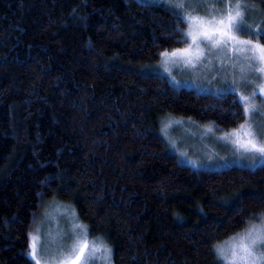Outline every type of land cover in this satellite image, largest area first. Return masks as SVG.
<instances>
[{
    "label": "trees",
    "instance_id": "16d2710c",
    "mask_svg": "<svg viewBox=\"0 0 264 264\" xmlns=\"http://www.w3.org/2000/svg\"><path fill=\"white\" fill-rule=\"evenodd\" d=\"M246 3L241 34L264 45V3ZM184 24L141 0H0V264H33L32 221L56 200L114 264H221L215 246L264 213V165L195 170L160 136L171 115L219 130L245 117L234 93L150 71Z\"/></svg>",
    "mask_w": 264,
    "mask_h": 264
},
{
    "label": "rangeland",
    "instance_id": "374dc122",
    "mask_svg": "<svg viewBox=\"0 0 264 264\" xmlns=\"http://www.w3.org/2000/svg\"><path fill=\"white\" fill-rule=\"evenodd\" d=\"M141 1L160 3L173 9L185 21L184 33L189 31V24L185 19L187 12L192 11L193 15L207 20H211L214 16L219 19L221 10L226 12L229 3L235 4L237 2V0H224V3H215L214 0H208L207 3H204L203 0H199V3H196L194 0L193 5L187 9H175L169 0ZM232 34L239 40L259 44L257 40L244 37L240 32L234 31ZM184 37H186V42L183 47L172 49V51L184 49L192 44L190 36L184 35ZM232 48V43L227 46L212 48L210 42L200 41L199 50L203 51V55L199 59L196 58L197 46L193 45L194 54L191 57V63L187 62L188 56H178L168 60L160 56L150 71H154L160 77L163 76L173 87L187 88L207 95L234 93L243 104V112H245V103L254 106L247 114L245 113L240 125L246 124L253 131L257 141H264V128L261 127L264 125V91H262L264 90V73L255 71L256 67H260L258 61H250L246 58L251 53H234ZM250 65H253V67H250ZM242 96H248L249 101H242ZM240 125L232 130H219L216 125L211 123L201 125L188 118L183 119L171 115L162 123L160 136L169 151L176 157V160L192 169L218 171L233 166L256 169L257 166L264 165V156L240 148L234 142L236 140L235 136H230L228 139L223 138L225 134L239 130ZM209 128L211 131H209ZM241 139L246 140L248 138L241 134ZM42 210L41 214L32 221L28 242V257L33 264H36V260L32 259L31 256L33 237H35L37 259L40 260V264H71L69 254L73 246L77 244L78 236L81 239L83 238L82 229L76 228L75 225L85 224L78 219L76 210L69 203L58 200L47 202ZM262 216H264V213L247 223V226L234 236L215 246L216 255L221 264H225V260L220 258L217 247H223L226 251L236 247L244 236L246 229L253 225H264V219H260ZM97 238L108 246L103 238L90 233L88 230L87 239L90 242V249L92 247L91 242L96 241ZM99 241H97V246H100ZM261 254H264V248H259L255 252V256ZM103 256L102 250L95 253L88 264H105ZM72 258L74 259V255ZM228 259H232L230 252L228 253ZM110 264H114L112 260ZM249 264H252L251 260H249Z\"/></svg>",
    "mask_w": 264,
    "mask_h": 264
},
{
    "label": "snow or ice",
    "instance_id": "6c2138e0",
    "mask_svg": "<svg viewBox=\"0 0 264 264\" xmlns=\"http://www.w3.org/2000/svg\"><path fill=\"white\" fill-rule=\"evenodd\" d=\"M175 9H187L193 5L194 0H169ZM199 3V0H195ZM207 3L208 0H203ZM215 3H224V0H214ZM264 3V0H261ZM195 9L193 8V11ZM249 11V6L246 0H237L235 4L229 3L227 5V11L221 10V16L217 19L215 16L211 20H207L203 17L195 16L192 11L187 12L185 19L189 24V31L187 33H182V35L190 36L192 39V44L184 49H177L172 52H162L161 57L168 60L173 57H185L188 56V63H191V57L193 53V45L197 46L196 58L199 59L203 55V51L199 50L200 41H208L211 43L212 48H219L221 46H227L229 43L233 44L232 51L234 53H251L250 56H246L247 59L258 61L260 67H256L255 71L264 73V45L252 44L251 41H243L237 39L232 33L240 32L243 34H248L250 30V25H246L244 21L247 19V14ZM264 34V25L258 26L257 35ZM253 67V65H250ZM243 70V69H242ZM264 91V90H262ZM255 95V93H253ZM248 96H242V101H249ZM254 107L249 103H245V113L247 114L250 109ZM264 128V125L261 126ZM209 131L211 129L209 128ZM241 134L248 139L242 140ZM230 136H235L234 141L240 148H243L247 152H256L261 156H264V141H257L253 135V131L246 124L240 125V129L233 131L232 133L225 134L224 139H228ZM264 219V216L260 217ZM76 228H80L83 231V238L79 236L77 238V244L73 246L71 253L69 254V259L71 264H88L95 253L101 250L104 253L103 259L105 264H110L112 250L107 245L103 244L97 238L96 241H92V247L89 248L88 229L86 225L76 224ZM36 238L33 237L32 244V259L36 260V264H40V260L37 259L36 251ZM97 241L99 245L97 246ZM78 248V251H77ZM259 248H264V225H253L246 229L244 236L234 248L228 249L227 251L223 247H217V252L220 258L225 260V264H249V260L252 264H264V254L255 256V252ZM230 252L232 259H228V253ZM74 255V259L72 258Z\"/></svg>",
    "mask_w": 264,
    "mask_h": 264
}]
</instances>
